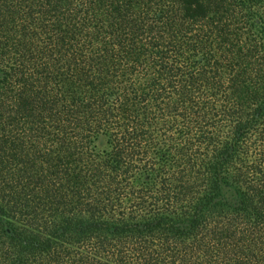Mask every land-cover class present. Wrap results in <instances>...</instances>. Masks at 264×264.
Listing matches in <instances>:
<instances>
[{
    "label": "trees",
    "instance_id": "trees-1",
    "mask_svg": "<svg viewBox=\"0 0 264 264\" xmlns=\"http://www.w3.org/2000/svg\"><path fill=\"white\" fill-rule=\"evenodd\" d=\"M0 264H264V0H0Z\"/></svg>",
    "mask_w": 264,
    "mask_h": 264
}]
</instances>
